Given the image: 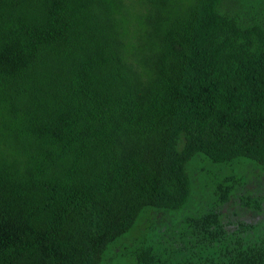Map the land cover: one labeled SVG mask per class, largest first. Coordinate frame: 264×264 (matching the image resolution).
I'll return each mask as SVG.
<instances>
[{
  "label": "trees",
  "instance_id": "1",
  "mask_svg": "<svg viewBox=\"0 0 264 264\" xmlns=\"http://www.w3.org/2000/svg\"><path fill=\"white\" fill-rule=\"evenodd\" d=\"M227 1L0 0V264H103L196 157L264 168V13ZM229 176L134 264H264Z\"/></svg>",
  "mask_w": 264,
  "mask_h": 264
},
{
  "label": "rangeland",
  "instance_id": "2",
  "mask_svg": "<svg viewBox=\"0 0 264 264\" xmlns=\"http://www.w3.org/2000/svg\"><path fill=\"white\" fill-rule=\"evenodd\" d=\"M234 1L241 3L245 11L258 13V18L264 13V0H228L227 4L231 5ZM189 168L193 193L188 205L176 211L146 207L136 225L110 247L103 264H134V253L138 247L149 242L167 246L181 229L182 218L209 209L215 204L219 193L216 184L226 175H230L227 178L242 182L238 188L249 202H239L236 208L240 213L236 217L249 220L261 217L257 215L258 207L254 200L264 196V168L249 161H241L232 166L213 164L201 156L192 160Z\"/></svg>",
  "mask_w": 264,
  "mask_h": 264
}]
</instances>
